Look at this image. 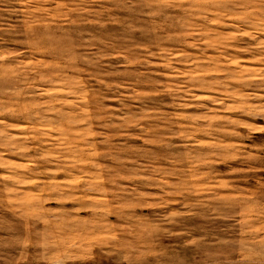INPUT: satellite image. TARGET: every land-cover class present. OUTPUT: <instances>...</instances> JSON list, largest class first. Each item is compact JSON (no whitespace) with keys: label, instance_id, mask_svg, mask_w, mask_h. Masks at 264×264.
Wrapping results in <instances>:
<instances>
[{"label":"rangeland","instance_id":"1","mask_svg":"<svg viewBox=\"0 0 264 264\" xmlns=\"http://www.w3.org/2000/svg\"><path fill=\"white\" fill-rule=\"evenodd\" d=\"M0 264H264V0H0Z\"/></svg>","mask_w":264,"mask_h":264}]
</instances>
